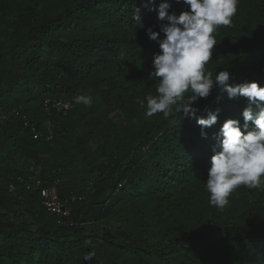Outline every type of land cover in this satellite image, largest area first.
<instances>
[{"label": "trees", "instance_id": "obj_1", "mask_svg": "<svg viewBox=\"0 0 264 264\" xmlns=\"http://www.w3.org/2000/svg\"><path fill=\"white\" fill-rule=\"evenodd\" d=\"M167 2L170 13L189 10ZM145 4L0 0V109L14 111L0 130L15 149L0 208L28 216L17 226L0 219V264H264V189L241 186L220 209L205 187L219 129L227 119L243 126L247 99H228L219 87L200 99L199 116L219 109L206 137L182 114L146 116L140 101L156 94L159 80L149 74L160 51L146 31L159 32L167 21ZM213 35L217 45L205 65L212 78L228 70L232 85L264 87V0H239L232 25ZM79 95L91 96L92 105L75 103ZM59 100L72 106L65 117L48 106ZM45 120L53 125L50 141ZM93 143L98 155L89 159ZM76 148L83 158L71 154ZM19 160L40 166V174H17ZM36 179L61 199H83L70 218L41 207ZM89 252L95 257L85 261Z\"/></svg>", "mask_w": 264, "mask_h": 264}, {"label": "clouds", "instance_id": "obj_2", "mask_svg": "<svg viewBox=\"0 0 264 264\" xmlns=\"http://www.w3.org/2000/svg\"><path fill=\"white\" fill-rule=\"evenodd\" d=\"M188 6V11L179 15L170 13L167 0L156 6V0H147L153 5L149 10L158 13L160 21H167L159 32L148 28L146 35L159 42V53L153 56V71L149 74L158 78L156 94H148L140 101L146 107L145 115L151 117L162 113L165 118L182 114L183 118L195 119L204 129L217 124L219 109L207 111V118L198 115L197 102L207 98L219 87L228 99H247L242 112L243 126L238 119H227L217 134L213 146L210 167L207 171L206 191L209 203L223 209L229 204V197L239 187L264 189V87L257 82H243L232 85L228 70L213 73L205 65L212 60L216 38L213 35L219 26H231L236 15L239 0H176ZM136 9V20H141ZM161 33L163 39H160ZM187 93V95H185ZM77 104L91 106L93 99L88 95L74 97ZM175 123L173 119L171 121ZM251 124V128H249ZM95 252L85 255V261H92Z\"/></svg>", "mask_w": 264, "mask_h": 264}, {"label": "rangeland", "instance_id": "obj_3", "mask_svg": "<svg viewBox=\"0 0 264 264\" xmlns=\"http://www.w3.org/2000/svg\"><path fill=\"white\" fill-rule=\"evenodd\" d=\"M208 68V67H207ZM206 69V67H205ZM0 124L6 123L8 121H10L13 117H14V111H1L0 109ZM111 118V116L109 117ZM114 121V120H113ZM115 122V121H114ZM52 124L48 121H43L42 122V127H44V133L45 135L47 134H51L52 133ZM4 130L1 129L0 130V187L5 188V186H7L8 184L5 181V178H9L7 173L8 171L11 170V167L14 169V164H10L9 161L10 159L13 157L14 158V151L15 149L12 147L11 148V144L7 143L6 141V137L3 135ZM77 135L80 137L81 136V132L78 131ZM75 142L73 140H71V145H73ZM86 151L88 152V158H92L97 156L98 154H96V148L94 143L93 144H88L86 146ZM73 155H79L78 158H83V154L81 151H79L77 148L73 151V153H71ZM41 158H46L45 156H41ZM17 159V158H16ZM15 167L18 169V172L21 173H25V172H29V171H34V175L38 176L41 172V167L38 166L37 169H29L25 166L24 160H19V162L17 163V165H15ZM34 179V177H33ZM33 179L29 180L27 183L28 188H30L29 184L31 182H33ZM4 218H1V217ZM8 217V218H7ZM0 219H2L3 222H8L10 221V223H14L16 222V226L17 225H22L24 223H26L28 221V216L24 215L22 212H19L18 210H14V213H12L9 209H5V208H0ZM28 223V222H27ZM31 224V231L36 229L35 225ZM114 225V224H113ZM118 228V226H116ZM120 227V226H119ZM87 228V232L89 234L90 231H92V227H86ZM96 233L99 232V230L94 229ZM113 231V230H111ZM36 264V262H34Z\"/></svg>", "mask_w": 264, "mask_h": 264}, {"label": "built area", "instance_id": "obj_4", "mask_svg": "<svg viewBox=\"0 0 264 264\" xmlns=\"http://www.w3.org/2000/svg\"><path fill=\"white\" fill-rule=\"evenodd\" d=\"M48 106H50L51 110L64 117L72 110L71 104L62 100L50 102L48 103ZM23 122L24 128H30L31 132H35V128H31L26 121ZM48 135V141L52 140V134ZM34 186L40 194L41 207L47 212H49L51 215L56 216L58 218H70L72 216L73 206L78 203H81L83 200L77 199L76 197H67L65 199H61L55 187L42 188V182L39 179L35 180ZM9 192H14L13 186L9 188Z\"/></svg>", "mask_w": 264, "mask_h": 264}]
</instances>
